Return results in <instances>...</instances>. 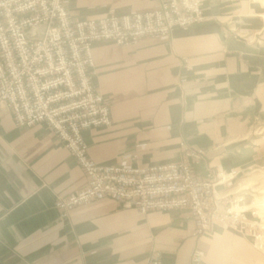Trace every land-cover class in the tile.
Listing matches in <instances>:
<instances>
[{
	"label": "crops",
	"instance_id": "1",
	"mask_svg": "<svg viewBox=\"0 0 264 264\" xmlns=\"http://www.w3.org/2000/svg\"><path fill=\"white\" fill-rule=\"evenodd\" d=\"M74 20L152 11L158 0H64ZM205 20L132 46L92 44L94 86L110 124L83 132L90 160L145 167L202 150L193 171H235L217 191L250 206L251 173L264 170V0H204ZM86 186L70 150L45 123L16 126L0 102V264H264V250L215 224L196 236L187 211H150L105 196L55 207ZM239 188V189H237Z\"/></svg>",
	"mask_w": 264,
	"mask_h": 264
},
{
	"label": "built area",
	"instance_id": "2",
	"mask_svg": "<svg viewBox=\"0 0 264 264\" xmlns=\"http://www.w3.org/2000/svg\"><path fill=\"white\" fill-rule=\"evenodd\" d=\"M203 1L158 0L152 11L78 21L64 0H0V102L10 108L18 127L47 124L86 176L84 188L56 198L63 216L108 196L140 214L187 211L196 220V236L220 224L255 246L260 242L253 208L243 206L240 196L217 191L236 172L194 173L202 150L187 149L180 161L163 165L108 166L89 159L83 139L85 130L110 124L109 109L94 86L92 44L112 41L127 47L144 37L167 36L175 28L199 24L205 20ZM191 261L200 264V253L194 252ZM147 264H161L160 255Z\"/></svg>",
	"mask_w": 264,
	"mask_h": 264
},
{
	"label": "rangeland",
	"instance_id": "3",
	"mask_svg": "<svg viewBox=\"0 0 264 264\" xmlns=\"http://www.w3.org/2000/svg\"><path fill=\"white\" fill-rule=\"evenodd\" d=\"M248 187L250 206L256 212V220L260 227L261 240L257 244L264 250V170H258L249 174L239 188ZM237 188V189H239Z\"/></svg>",
	"mask_w": 264,
	"mask_h": 264
}]
</instances>
